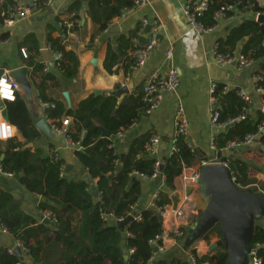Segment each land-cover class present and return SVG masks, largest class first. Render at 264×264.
Segmentation results:
<instances>
[{
	"label": "trees",
	"instance_id": "1",
	"mask_svg": "<svg viewBox=\"0 0 264 264\" xmlns=\"http://www.w3.org/2000/svg\"><path fill=\"white\" fill-rule=\"evenodd\" d=\"M135 1L88 0L87 15L92 23L99 27L98 34H102L121 17L123 11L131 10ZM46 2L47 0H39V8L44 7ZM227 5L235 6L234 11L226 14L227 19L243 11L261 13L264 10L253 1L210 0L208 10L199 19L200 22L205 27H214L218 24L214 20L215 14ZM83 27L76 25L70 31ZM61 30L62 35L58 38L53 37L54 27L49 26L47 30L48 47L53 53L60 54L56 68L50 69L49 72H45L44 63L40 62L41 48L35 35H27L21 41L19 49H27V58L23 60L30 69L29 78L38 92L39 99L43 103L54 104L53 108L45 109V117L57 127H62L63 120L72 119L67 136L74 144L80 143L82 152L76 150V155L90 180L69 181L65 175L61 177L64 166L61 158L54 160L53 156L47 155L41 148H26L28 144L38 141L41 133L34 124L24 99L17 94L15 101L7 102L4 116L17 129L22 141L15 138L6 143L0 142L2 167L6 173L19 178L27 192L43 198L38 210L42 214L51 212L52 223L44 224L23 212L21 201L0 189V226L5 228L16 242L27 248L28 252L23 258L31 257L34 264H183L184 260L180 258H156L152 242L164 232L162 212L172 204L170 194L176 191V179L184 170L195 167L205 159H201L197 152L192 153L183 138H180L177 145L179 150L170 155L165 163H160L162 170L159 168L157 171L155 166L158 160L147 153L152 132L137 138L124 156L115 154L114 149L110 148L115 134L137 123L146 113L144 90L125 96L122 100L113 95L92 94L72 108H68L65 99L58 101L52 98L49 92L62 89L63 80L73 82L74 86L78 87L83 83L79 77V56L76 51L66 49L68 30ZM134 36L132 33L129 37H122L117 52L111 46L108 47L104 61V69L108 74L113 75L114 68L123 59L126 60L128 71H131L133 62L129 52L133 50ZM242 44L240 52L245 57L262 63L255 73V77L260 78L255 85L263 90L260 94L264 103V24L255 19L245 20L234 27L224 39L218 41V52L229 55L238 51ZM239 92V88L230 90L224 84L216 83L213 96L216 99L218 124L226 125L245 114V110L249 111L251 103L245 102ZM248 111L245 120L225 126L224 130L215 136L214 147L217 152H225L230 144L243 141L248 135L255 134L260 126H264V111L260 110L256 114ZM104 130L108 131V137L103 136ZM257 142L264 147V134ZM117 159L119 164L116 163ZM231 164L234 183L240 189L256 183V179L249 176L254 165L252 161L238 159ZM156 173L164 178L165 186L158 202L160 211L142 209L138 214L140 219H133L123 232L116 222H106L101 218V212L123 220L129 218L130 214L138 213L140 209L134 206L142 196L141 176L152 179ZM93 186L99 194V200L95 197ZM252 191L257 193V190ZM191 223L193 228L197 218L194 217ZM188 230L182 227L179 229L183 233L182 236H170L183 240L188 235ZM212 237H217L218 241L224 240L220 225L202 240L211 246ZM32 239L37 241L32 244ZM157 243L161 246L162 241ZM257 244L262 245L258 250V258L264 264V227L259 223L254 226L250 248ZM130 250L133 252L129 253ZM191 254L195 257V262L190 261L187 264H226L228 259L225 245L218 246L201 257L196 250H192ZM0 264L25 263L24 259L20 260L16 255L10 254L8 249L0 247Z\"/></svg>",
	"mask_w": 264,
	"mask_h": 264
},
{
	"label": "crops",
	"instance_id": "2",
	"mask_svg": "<svg viewBox=\"0 0 264 264\" xmlns=\"http://www.w3.org/2000/svg\"><path fill=\"white\" fill-rule=\"evenodd\" d=\"M87 3L88 0H56L50 4L46 2L44 7L35 9L31 16L20 19L10 27L0 28V72L4 69L10 70L11 73L22 68L28 69L27 77L31 83V93L27 94L22 91L20 95L28 107L34 124L45 119V107L29 78L30 69L23 60L22 50L27 49L22 48L20 51L19 45L27 35L33 34L40 44L41 51L48 49L46 42L48 27L55 28L53 37L58 38L62 35L59 24L71 21L74 26H84L73 32L68 30L66 38V49L76 51L79 56V77L83 83L78 87L74 86L73 82L63 80L62 89H54L49 92L52 98L61 101L64 99L63 94L68 92L72 103L71 108L76 107L82 100L92 94L95 95V93H99L98 96L113 95L122 100L125 96L144 90L145 81L153 71L159 69L165 75L172 67H176L180 73L178 90L175 93H167L160 107L151 113H145L137 123L126 130L122 138H112L116 154L120 157L124 156L137 138L152 132L153 136L160 138L157 160L159 163H165L170 157L176 117L179 111H182L188 121L189 143L199 154V157L206 160L197 166L217 164L220 161L234 163L238 159L252 161L254 165L250 171L257 172L259 179L255 178L256 183L251 185V188L264 194V147L257 141L242 148L229 147L225 152H221L222 156L218 158L219 152L215 150L214 139L224 128L213 125L210 111L212 105L210 88L212 84L216 83L224 84L230 90L239 88L245 91L250 97L249 113L256 114L260 110L264 111L261 94L254 90L255 73L262 63H255L252 68L238 70L234 65L218 64L214 54V47L219 40L224 39L234 27L245 20L255 19L257 21L260 16L264 15V10L261 13L243 11L232 18L221 19L213 32L198 35L188 25L181 3L176 0H148L147 4L142 7L132 8L126 13L122 12L121 17L114 21L108 32L98 34L99 27L94 25L87 15ZM261 7L264 8L263 5ZM144 19L148 20L151 25L157 23L159 45L142 67L128 71L126 60L123 59L114 68V74H108L104 69L108 47L111 46L117 52L119 40L124 36L129 37L132 33L135 34L132 40L137 37L141 42H144L147 39V34L139 35ZM115 25H118L119 30L111 32ZM242 48L243 44L239 46L238 51H241ZM170 49L173 51L171 60L166 58ZM39 59L40 62L45 63L41 56ZM123 87H127L128 92L123 93L120 97L116 96L114 93ZM6 104H3L4 112ZM17 139L22 141L19 133H17ZM33 147L34 149H44L47 153L50 149H55L64 161L65 176L70 181H79L88 175L76 155L77 148L72 146L62 134L53 130L52 138L48 139L41 133V138L33 143ZM195 170L197 169L194 167L184 170L183 174L175 181L176 191L170 194L172 204L166 209L163 216V233L167 236L162 239L163 250L155 252L156 258L163 257L167 260L180 258L184 262L190 263L192 250H196L200 257L207 255L210 251V246L203 240L190 247L186 244L188 235L183 240H176L170 236L176 234L182 227L190 230L192 219L194 217L198 219L208 203L209 197L205 190L202 191L200 187L191 185L189 181V177ZM140 182L142 196L138 201L137 208L140 209L138 213L142 209L148 208L155 192L165 189L164 178L159 174L152 179L141 178ZM0 189L11 193L20 200L21 210L40 222H43L42 215H51V212L42 214L38 210V205L43 201V198L27 192L19 178L0 174ZM93 192H97L95 186H93ZM176 211H183L184 218L175 217ZM256 223L264 227V216H260L259 220L256 219ZM2 230L0 226V247L8 250L15 249L17 242L14 237ZM41 239L42 237L39 238V240ZM36 241V239H32L31 243L34 244ZM129 253L131 252L129 251ZM24 263L34 264V261L31 257L25 256Z\"/></svg>",
	"mask_w": 264,
	"mask_h": 264
},
{
	"label": "built area",
	"instance_id": "3",
	"mask_svg": "<svg viewBox=\"0 0 264 264\" xmlns=\"http://www.w3.org/2000/svg\"><path fill=\"white\" fill-rule=\"evenodd\" d=\"M56 0H47V3H53ZM179 3L183 5V14L184 17L190 26V28L198 35L208 34L213 32L216 29L215 25L214 27H205L201 22L200 18L203 16V14L208 10L209 1L210 0H176ZM242 2L246 1H253L257 3L259 6L262 5V2L264 0H241ZM148 0H136L134 3L133 9L139 8L147 4ZM39 8V0H0V28H6L12 26L15 22L19 21L20 19L27 18L32 15L33 11L35 9ZM235 10L234 5H227L226 7L222 8L220 11H218L215 16L214 20L218 23L221 19L226 18V14L228 12H232ZM232 18V17H231ZM61 29H67L70 30L73 28L74 23L71 21H64L59 24ZM148 29V30H147ZM109 29H107L105 32H108ZM143 33L147 34V39L144 42L140 41V38H134L132 40L133 43V50L130 52V59L133 62L132 70H136L140 67H142L147 58L153 53L155 48L159 45L160 39H159V32H158V26L157 23L154 25H151L148 20H142L141 23V29L139 31V35H142ZM1 40V39H0ZM218 44L214 47V54L215 58L218 64L220 65H234L237 67L238 70H245L248 68H252L255 65V61L251 58L245 57L240 51H235L232 54L225 55L220 54L218 52ZM48 50L52 53V55L55 57V61H57L60 58V54L53 53L48 47ZM23 57L27 58V52L26 50H22ZM166 58L171 60L173 58V51L170 49L167 54ZM50 65L48 62L44 63V70L45 72L50 71ZM260 80L259 77H254L255 83H257ZM180 86V73L176 67H172L165 75L161 73L159 69L153 71L149 76L147 77L145 81L144 86V95H143V102L146 106V113H151L157 108L160 107V105L163 102L164 96L167 93H175ZM216 84H212L210 88L211 92V116H212V123L214 126H220L221 128H224L225 126H229L231 124H234L239 121H243L246 119V113L248 110H245V114L241 115L240 117L229 121L226 123V125L218 124V113L215 110V103L216 99L213 96V93L215 91ZM254 90L258 93H262L263 90L260 88H257L256 85L254 86ZM21 87L16 81L11 77V71L4 69L0 74V142H9L11 140H14L17 138V129L11 125L6 118L4 117V103L7 102H13L16 99L17 94H20ZM239 96L247 103H250V97L249 95L243 91L240 90ZM45 109L48 107L53 108L54 104L52 103H43ZM46 122L50 125L51 130L56 131L63 136L66 137L67 141L74 147L77 148V150H81L80 143L74 144L72 140L67 136V130L70 127L72 123L71 118H67L62 121V127H57L53 124V121L48 120L45 117ZM127 129L121 130L118 133L115 134L113 138H122L125 134ZM264 134V126H260L258 131L255 134L248 135L243 141L240 142H234L229 145L231 148H242L245 146L252 145L255 141H257L260 136ZM82 137L84 134L81 135ZM180 138H183L185 141L187 147L191 150L192 153L195 152L192 145L189 143V129H188V121L185 118L182 111H179L177 117H176V127H175V135L171 143V150L170 155L176 153L178 149V141ZM160 142V138L158 136H153L147 145V153L149 156L156 158L158 157V145ZM110 148L113 149V143L110 144ZM115 152V151H114ZM116 154V152H115ZM49 156H53L54 160H58L59 154L55 149H50ZM117 155V154H116ZM2 157L0 155V174H4L9 177H13V174L6 173L3 170L2 167ZM119 159L116 160V163L119 164ZM217 164H221L225 167H227L231 173V176L233 177V167L230 165L229 161H220ZM205 165V164H202ZM201 165V166H202ZM200 167L195 170L191 176V183H196L199 177V171ZM156 169L160 168V163L157 161L156 163ZM159 173H156V176ZM65 175V168L62 167L61 177H64ZM249 175L251 177H254L256 179H259V174L254 171H250ZM142 178H145L143 175ZM233 181H235V178H232ZM256 186V185H254ZM253 186V187H254ZM252 186H248L244 189H250ZM99 194H98V200H99ZM161 199V191H157L153 194L151 197V200L149 202L148 208L155 209L160 211V208L158 207V202ZM138 207V203L134 206V208ZM139 214V213H138ZM136 212L133 214H130V217H133L134 220L140 219V215H138ZM162 215L164 216V212H162ZM175 217L177 218H184L183 211H176L174 213ZM45 218H49V216H44ZM101 218L108 222L109 220L115 221L117 224L123 222V219H116L112 214H106L104 212H101ZM2 231L7 233V230L2 227ZM177 236H182L183 233L181 231L176 232ZM167 235L164 233L158 237L152 242V245L155 246L158 251H162V245H158V241H162V239L166 238ZM261 244H257L254 248H250L249 252V261L250 264H262L261 260L258 258V250L261 248ZM16 247H19L22 251V254H25L28 252L27 248L23 246L20 242H17ZM10 254H13L14 249L8 250ZM132 253L133 251L130 250ZM190 261L192 263L195 262V257L193 255H190Z\"/></svg>",
	"mask_w": 264,
	"mask_h": 264
},
{
	"label": "water",
	"instance_id": "4",
	"mask_svg": "<svg viewBox=\"0 0 264 264\" xmlns=\"http://www.w3.org/2000/svg\"><path fill=\"white\" fill-rule=\"evenodd\" d=\"M264 6V1L262 2ZM126 13V11H123ZM257 21L264 24V15L260 16ZM118 25H115L111 32L118 31ZM148 30V29H147ZM41 58L44 62H48L51 69L56 68L55 57L48 49L41 51ZM96 62V61H94ZM28 69L22 68L11 73V77L21 87V91L27 94L31 93V83L27 77ZM128 92L127 87H123L120 91L114 93L120 97L123 93ZM99 93H95L98 96ZM68 108H71V99L68 92L63 94ZM38 130L48 139L52 138V130L45 119H41L36 123ZM103 136L108 137V131H103ZM26 148H33V144H28ZM82 152V150H80ZM222 153H218L221 158ZM47 156H44L46 159ZM162 170V167H160ZM200 176L198 182L205 189L206 195L209 197L206 208L197 219L196 225L188 231L186 244L193 246L202 238L211 232L217 225H220V231L224 236V240H220L210 246V250H214L218 246L225 245L228 250V259L226 264H250L249 252L252 242L254 226L256 218L264 216V194L255 193L251 189L242 190L233 181L229 169L221 164H205L200 168ZM22 176V175H20ZM84 180L89 181L86 175ZM70 181V179H69ZM96 199L98 193L95 192ZM44 224H51L49 219L41 216ZM133 220L129 217L121 223L118 228L123 232L127 225ZM154 252L158 249L153 246ZM14 255L23 260V254L19 247L14 249ZM183 264H187L183 262Z\"/></svg>",
	"mask_w": 264,
	"mask_h": 264
},
{
	"label": "rangeland",
	"instance_id": "5",
	"mask_svg": "<svg viewBox=\"0 0 264 264\" xmlns=\"http://www.w3.org/2000/svg\"><path fill=\"white\" fill-rule=\"evenodd\" d=\"M197 165H198V164H197ZM197 165H195L194 168L197 169V167H198ZM196 166H197V167H196ZM199 176H200V172H199ZM198 179H199V177H198ZM189 181H190V183L192 182L191 179H190V177H189ZM191 185H195V186L200 187V189H201L202 191L205 190L203 186H200L198 180H197V182H196L195 184H194V183H191ZM250 189H251V190H256L255 188H250ZM245 190H246V189H245ZM257 193H260L259 190L257 191ZM256 219L259 220L260 217H257ZM217 241H218L217 237H212V238H211V242H212V244H214V243L217 242Z\"/></svg>",
	"mask_w": 264,
	"mask_h": 264
},
{
	"label": "bare ground",
	"instance_id": "6",
	"mask_svg": "<svg viewBox=\"0 0 264 264\" xmlns=\"http://www.w3.org/2000/svg\"><path fill=\"white\" fill-rule=\"evenodd\" d=\"M43 217H44V215H42ZM45 218V217H44ZM46 219H49L51 222H52V220L50 219V216H49V218H46ZM14 254V253H13Z\"/></svg>",
	"mask_w": 264,
	"mask_h": 264
}]
</instances>
